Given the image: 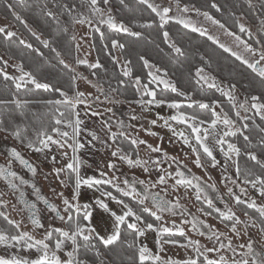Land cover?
Masks as SVG:
<instances>
[{
	"label": "snow or ice",
	"instance_id": "obj_1",
	"mask_svg": "<svg viewBox=\"0 0 264 264\" xmlns=\"http://www.w3.org/2000/svg\"><path fill=\"white\" fill-rule=\"evenodd\" d=\"M120 3L127 6L126 0H120ZM7 12L11 14L12 18L19 24L23 25L25 29H28L32 36L39 40L44 48H49L50 42L47 39L41 40L40 35L32 31L25 18L17 11V8H23L25 6V0H12L11 3L8 0H4ZM136 4L144 6L148 9L154 17L159 21V28L162 30L163 43L171 50L172 53L177 55H183V50L170 38V34L165 29V26L170 22L180 25L182 28L187 29L193 33L199 34L201 37H206L208 41L222 49L223 52L233 56L235 60L239 61L241 65L251 70L253 74L259 79L261 85H264V42L256 40V43L261 45L259 49L253 47L250 43L243 40L239 35L229 31L223 23L215 19L207 11L201 12L199 9H190L187 5L180 6V0H176V15H170L172 7H162L159 4L153 2V0H136ZM247 6L249 9L254 7L252 0H247ZM260 6L264 8V0H260ZM27 7H32L28 4ZM110 0H79L78 3L68 4L63 3L61 0H52V8H48L47 4L40 8V12L49 21L59 25L60 16L67 15L70 18L73 26H89L90 30L94 33H99L101 40L105 39V33L102 31L103 27H107L112 33L123 34L129 37H134L137 40L141 38L142 33L140 31H133L130 27L125 26V23L118 22L109 10ZM211 8L216 12H220L221 8L215 3H211ZM52 9H58L53 11ZM195 11L196 15L202 16L205 21L210 22L211 25L219 27L224 30L225 35L233 37L237 48L242 49V52L234 51L232 48L221 43L217 37L209 34L208 30L203 27L196 26L190 19L186 18V14ZM156 19L151 21H145L139 23L138 27L142 29L152 28L156 23ZM236 23L239 32L245 33L249 39H254L252 32L244 23L239 20L234 21ZM261 29L260 34L264 36V19L260 21ZM65 32L68 28L64 29ZM0 37L3 38L5 44L10 42H17L24 49L35 51L36 55L40 56L43 53L39 49H34L33 45L27 42L25 39L20 38L18 33L13 30H9L6 26H0ZM76 39L75 36L72 37ZM126 45L116 37L110 38V48L105 45V51L111 57V62L121 68V74L123 77L128 78L132 76L130 59H124L121 63V59L113 55L114 52H119L121 56L125 52ZM80 50V45H76V51ZM51 51L56 54L57 58L61 56V53L52 47ZM247 54V55H245ZM139 60L143 63V67L148 69L149 81L147 84L142 83L140 77H135L134 87L136 93L141 97L139 100L130 101V103H136L141 107L143 111H149L151 106L161 107L167 106L169 109L175 110V114L168 118L157 117L158 120H163L162 127L168 128L172 135L182 139L185 146L191 148L192 153L195 155L194 163L196 167L203 166L201 161V153L210 163L212 168L217 166V158L214 155L213 147L208 143L211 138L212 143L218 147L220 153L224 157L225 162H231L234 171L235 178L231 176L224 177V180L239 189V195L235 194L233 187L227 188V194L235 202L236 205H243L245 209L252 210V212L258 214L257 217H253L249 211H244V216L247 217V221H242L235 211L225 205V210H221L214 206L213 200L209 199L207 195L203 196L202 203H205L207 208L211 211H205L204 215H212L216 213L219 221L225 223L229 232L237 239L241 236V229L238 227L242 223L244 224V235H249L247 229L250 227H258L260 235L264 236V202L258 204L254 199H242V196H246L247 188L244 186H250L254 189L262 201H264V160H262L257 153L253 151H247L244 153L247 161L252 162L254 165H258L260 174L254 173L250 168H241L239 158L242 155V150L235 143L229 142L226 138L242 136L244 142L248 148L251 149L253 145L250 143V136L246 133L249 131L248 113H251L253 117H259L261 121H264V97L258 95H251L249 99L243 102H238L234 92L235 86H231L230 90L225 91L219 87L214 79L204 74L203 68H197L195 71L196 83L206 86L208 89H215L219 91L221 96L225 97L231 106L232 111L235 112L240 127H237V122L233 121L227 113L221 109L220 113L215 111L216 107L220 105L213 101L212 104L204 102H189L187 105H182L175 100L158 99L157 90L151 86L162 85L163 91H171L178 96L184 97L186 100L191 101V96L183 92L178 91L175 85H173L168 79L167 72H162V69L150 64L149 61L143 56H139ZM58 63L69 72L74 71L64 59H58ZM75 63L77 65L88 64V61L77 58ZM91 69H99L102 65L99 61L88 64ZM8 68V60L0 58V82L3 83L5 88L12 87L15 92L12 94L11 99H0V105L11 104L20 109L33 101L25 100L21 102L17 97L22 92H32L42 90L43 92L57 93L58 99H43L36 101V103L46 105L53 113L50 119V129L41 127L35 132V141L29 142L26 146L35 153H47L52 152L53 147L57 149L61 157L67 161L62 167L53 168V173L56 178L61 182L63 186H72L71 199L62 197L63 215L56 206L49 204L47 200L40 197L41 200L48 206L50 212L55 213L56 218L59 219L66 227L65 228H48L45 229L42 238L37 239L30 231H24L21 229V222L12 220L4 212L0 211V218H3L7 222L9 228L0 229V247L5 249H14L16 253L35 251V258H25L22 255L13 254L11 256H0V264H88V261L82 255V249L86 253L91 249L97 248V244L93 241H98L99 245H102L104 249L111 250L112 246L116 245L122 238V228L126 227L129 234L133 239L129 242V248L135 249V257L133 264H264V249L257 251L251 238L246 243L238 245L240 251H237V247L233 246L232 239L223 233H219L213 225H210L203 220H197L193 217L191 220H182V224H190L191 231L198 232L200 236L207 235L209 241H213V247L200 246L199 241L187 240V243L181 244L180 241L174 237H184L185 229L177 224H173V227L156 226L153 223H146L141 215H138L132 207L123 199H117L113 195L112 191L104 190L105 187L111 188L115 192L120 193V196L128 198V200L143 206L142 211L148 216H151L155 221L161 220L159 213H172L174 210L180 209L181 205L179 199L175 203H171L168 200L160 196L159 192H152V189H156L157 186H164L167 181L172 179L174 184L173 190H176L178 186H183L185 191L189 189L195 190V199L201 201V195L203 188L199 183L198 177L188 178L185 173L177 167L175 176L172 173L159 175L155 182L146 183L144 180H134L131 183L128 180L123 181V187L120 183H117L116 177H109L108 172H112L116 169V163L111 160L108 161L105 167L108 172L104 170L99 171V178L94 176H83L81 169L84 164L78 153L82 149H85L86 144L82 142V133L90 137L88 146H91V142L98 141L105 147L109 145L101 138L95 131H88L82 128L85 121L81 118L80 107L85 109V115H91L93 117H102L103 113L93 110V103H90L91 97L85 96L83 92L75 90V81L77 77L74 75L71 77L73 93L69 95L67 92L54 88L47 82H41L38 77L32 71H26L23 62L16 63L13 68L18 75L9 74L6 69ZM123 84L124 81H119ZM101 95L105 96L107 103H120L115 99H110L109 96L104 93L102 88L97 89ZM111 91H116L112 89ZM147 97V99H143ZM198 106L200 110L211 109V119L205 121L196 115L188 114L181 111V108L186 106L187 108H193ZM106 112H111L112 109H105ZM244 113V115H241ZM35 116L36 113H33ZM44 115H48L46 112ZM132 120H137L136 115L130 117ZM171 122L176 124L186 125L191 130L190 137L185 135L183 131L177 133L172 127ZM102 130L108 141L112 142V145H116L110 155L114 160L123 162L129 167L141 168L145 173L149 172L148 164L149 159H142L139 155V147L143 145L148 151L152 153H160L161 148L159 146H152L148 144L146 140L133 138L125 128L126 126L120 122L103 120L101 119ZM116 123L117 131H112V125ZM157 120L150 121V124L155 126ZM207 123V127H202ZM255 124V121H253ZM222 126V128H221ZM128 127H131L129 125ZM256 130L259 133L264 134V126H258ZM6 127H0V132H7ZM148 135L154 136V132H147ZM16 139H22L20 131L17 130L13 133ZM118 139L128 141L130 150H125L123 147L117 145ZM194 140V145L192 144ZM226 146V147H225ZM259 147L264 150V135L261 136L259 141ZM69 152L71 156H69ZM9 163L7 166H0V179H3L8 187L13 190H18L14 181H19L23 184L17 174L11 170V164L13 162H19L24 165L33 175L36 174L37 169L24 160L20 153L15 149L10 151ZM53 163L56 162V157H52ZM152 165H157L159 162L151 160ZM227 167V165H226ZM139 183L143 186V193L137 191L136 184ZM103 186V187H102ZM213 192L216 191L214 184L208 185ZM86 188L100 193L103 199H96L95 205L104 213H109L113 220V229L111 234L107 236H101L97 233L96 229L92 226L94 219L92 211H90V205L85 203H79V197L81 189ZM162 190H164L162 188ZM166 191V190H165ZM23 197V193H20ZM111 199L118 205L122 206V213L117 214L112 211L107 203L104 201ZM146 201L151 202V207L146 206ZM29 211L28 219L31 225L35 229L44 228L43 223L37 217L35 212V204H28L21 200ZM0 206H3V201L0 200ZM203 211V209H200ZM182 215H188V213L182 211ZM87 222V223H85ZM14 229V231H13ZM202 229H206L207 233ZM147 231L156 233V245L157 252H152L147 246L139 243L140 238L145 236ZM226 241V242H225ZM82 242V243H81ZM218 244V246H216ZM163 245H179L185 249L191 248L196 258H188L183 261H175L172 259L164 260L159 255V252L163 250ZM70 246V248H69ZM61 253L63 254L62 258ZM231 255H228V254ZM211 254V257H210ZM203 258L202 261L199 258ZM97 258H99V252H97ZM132 259V258H130Z\"/></svg>",
	"mask_w": 264,
	"mask_h": 264
},
{
	"label": "rangeland",
	"instance_id": "obj_2",
	"mask_svg": "<svg viewBox=\"0 0 264 264\" xmlns=\"http://www.w3.org/2000/svg\"><path fill=\"white\" fill-rule=\"evenodd\" d=\"M111 1H110L109 10L111 11L113 17L117 19L115 15V9L113 8L112 6L113 3ZM239 1L245 4L246 7L248 8L247 0H239ZM75 2L78 3L79 0H76ZM153 2L161 5L162 7L170 6L172 7V12L170 13V15L177 14L175 0H153ZM252 2L254 7L250 9L252 11L250 20L247 19L241 13L237 14L234 18L235 21L239 20L241 23H244L246 27L249 28V30L252 32L254 39L250 40L247 34L240 33L236 23L234 24L229 21L221 22V23H223L229 31L235 33L236 35H239L243 40L250 43L253 47L259 49L261 45L257 44L256 40H260L264 42V36L260 34V29H261L260 21L264 19V8L260 6V0H252ZM184 5H187L190 9H197L193 5L187 3H180L181 7H183ZM48 8H52V7H48ZM52 10L54 11V9ZM201 12L203 11L201 10ZM186 18L190 19L192 23L195 24L196 26L206 28L209 34L217 37L221 43L232 48L234 51L242 52V49L236 47L233 37L225 35L223 29L211 25L210 22L205 21L202 16L196 15L195 11H191L187 13ZM0 26H6L9 28V30H13L17 32L16 28L13 26L12 23L3 21L1 17H0ZM66 28H68L67 33L70 35L71 39L73 36L76 37L75 40L72 39L74 43V54H73L74 62L69 64L70 67L74 69L73 72L77 77L75 81V90L83 92L85 96H90L91 97L90 103H93V110L103 113L102 117H93L91 115H85V109L83 108V106H81L79 109L80 115L81 118L85 121L84 125H82V128L88 131H95L109 145L108 147H105L98 141H93L91 142V146H88L91 138L88 137L86 134L82 133L81 140L86 144V147L85 149H82L80 153H78V155L84 162L81 169V174L83 176H94L96 178H99L100 170H104L105 172H108V169L105 167V165L108 161L111 160L112 162L116 163L117 167L114 171L108 172V175L109 177L114 176L118 178L116 182L120 183L121 187H123L124 180H128L130 183L134 180L136 181L144 180L146 183H151V182H155L158 176L165 174V172L172 173L173 176H175V171L177 167H179L180 170L183 171L185 173V176H187L188 178H192V177L199 178V183L204 190L201 195V201H197L195 199L194 189H189L188 191H185V188L183 186H178L176 190H173L172 185L174 184V180L170 179L167 181L166 185L157 186L156 189H152V192H159L161 197H163L164 199L168 200L171 203H175L177 199H179L181 208L174 210L175 214L168 212L159 213L162 217L159 222L155 221V219L150 216L152 219L149 222L151 223L154 222L155 223L154 225L156 226H167L171 228L175 223L183 227L185 229V236L174 237L175 239L180 241L181 244H185L187 243L188 239H191L193 241H199L202 249L204 247H213L214 243L213 241H209L207 239V235L202 237L199 235L198 232L190 230L191 229L190 224L181 223L182 220L185 219L191 220L193 217H195L197 220H203L204 222L213 225L214 228L219 233H223L224 235L232 239L233 246L237 247V251H240L238 245L241 243H246L249 240V238H251V240L253 241L257 251L264 249V236L260 235V231L258 227L248 228L247 231L249 235H244L243 234L244 224L242 223L241 225L238 226L241 229V236L239 239H237L229 232L228 227H226L225 223H221L219 221L216 213H212V215H207V216L204 215L205 211H211L210 209L207 208L205 203H202L204 195H207L209 199H212L214 206L221 210H225V205L232 208L235 211L236 215L239 216L242 221H247V217H245L243 214L244 211H249L250 213H253L256 216L258 215L252 212V210L245 209L243 205H236L235 202L231 199V197L227 194L228 187H233L235 194L237 195L240 194L238 188H235V186L224 180V177L226 176H231L232 178H235L234 167L230 161L225 162L224 157L220 153L218 147L212 143L211 138L209 139L208 143L210 144L211 147H213L214 155L216 156L218 161L217 166L215 168H212L210 166V163L201 153V161L203 166L198 168L194 163L195 155L192 153L191 148L185 146L182 142V139L173 136L172 132H170L168 128L162 127L163 120L157 119L158 116L168 118L171 115L175 114V110L169 109L167 106H161V107L151 106L149 111H143L141 107L136 103L123 101L118 96H116L115 91L113 92L111 91V89H105V88L103 90L104 93H106L110 99H115L117 101H120V103L104 102L105 96L101 95V93L97 90L98 88H103V87L102 85H100L99 83L100 81H98V79L96 80V77L92 74V71H94V69H91L88 66V64L95 63L98 61L95 54L94 42L100 41L99 40L101 39L100 34L92 32L89 26L87 25L85 26L71 25ZM32 31L34 30L32 29ZM102 31L105 34H109L110 32V30H108L106 26L102 28ZM18 35L20 36L19 33ZM20 38L22 37L20 36ZM77 44L80 45V50L78 52L76 51ZM112 54L120 58L121 63H123L124 57L121 56V54L118 51ZM229 56L234 58L231 55ZM0 58L8 60V68L6 69V71L9 74L18 75V73H16L13 68V65L16 64L17 62L10 60L8 57H5L1 52H0ZM77 58L88 61V64L77 65L75 63ZM116 68L119 72L120 77L124 78L126 81H130L134 83L135 78L131 79L130 77L128 78L123 77L121 74V68L118 66H116ZM146 70L148 73V69ZM204 74L214 79L217 85L223 88L225 91L230 90L231 88L230 86H227L225 83L216 80L208 72L204 71ZM166 79H168L172 83L171 79L167 77ZM258 83L261 85L259 81ZM152 87H155L156 89L163 88L162 85H155V84H153ZM204 87L207 88L206 86ZM234 95L238 102H243L246 99H248L245 96L241 95V93L237 89H235ZM108 108H111L112 111L106 112L105 109ZM215 111L217 113L221 112L219 107H216ZM132 115H136L138 119L135 121L132 120L130 118ZM241 115H244V113H241ZM248 115L249 117H252L251 113H248ZM101 119L115 121L117 123L122 122L126 126L125 130L128 133H130L133 138L144 139L147 141L148 144H151L152 146H159L161 148L160 153H152L148 151L143 145H141L139 149H137L142 159L150 158L148 164V168H149L148 173H145L141 168L129 167L123 162L114 160L111 157L110 153L112 150H114V147L116 145H112V142L108 141L107 138L105 137L100 122ZM231 119L237 122V127H240L237 118L236 119L231 118ZM152 120H157L155 126L150 124V121ZM170 123L172 124V127L176 130L177 133L183 131L185 135L190 137L191 130L188 129L186 125L176 124L175 122H171V121ZM129 125H131V127H128ZM202 127H207V124L203 125ZM112 131H117L116 123H113ZM147 132H154L155 135L154 136L148 135ZM229 138L232 137H228L226 139L229 141ZM118 143H120V139H118L117 144ZM192 144L194 145V140H192ZM3 146H8L11 149H15L17 152L21 153L23 157L28 159L30 163L39 170L37 181L39 182V185L42 188L45 197L49 199V201H51L58 208L61 215H63L64 213H63L61 194H63V198L71 199L72 186L71 184H69L68 186H63L53 173V168L62 167L63 164L67 163V161L61 157L59 151L55 149V147H53L52 152L47 153V155H45L44 153H35L31 149L19 144V142L15 141L9 134L5 132H0V163L3 164L4 166L8 165L9 160L1 152ZM53 156L56 157L55 163H53L52 161ZM69 156H71L70 152H69ZM151 160H156L159 163L154 166L152 165ZM11 168H14L13 164H11ZM137 184L143 188L142 185H140L139 183ZM210 184L215 185L216 187L215 192H213L212 189L208 187V185ZM244 187L247 188L248 194L246 196H242L241 197L242 199L245 200L254 199L258 204L264 202L261 200L258 193L254 189H252L250 186H244ZM162 188L164 190H162ZM96 199H103L100 196L99 192L82 188L78 202L81 204L87 203L90 205L89 210L92 211L94 216V219L92 221V226L101 236H107L112 232L113 220L109 213H104L95 205ZM0 200L3 201V206H0V211L8 215L10 219L21 222V229L24 231H30L37 239L42 238L45 229L66 227L61 221L49 220V222L44 225V228L41 229L32 228L26 222L23 215L21 214L13 198V195L4 187V185L1 182H0ZM104 202L109 205L112 211L116 212L117 214L122 213L121 205L116 204L111 199H107ZM146 206L151 207V202L146 201ZM200 209H203V211H200ZM182 211L188 213V215L186 216L182 215ZM144 218L146 217L144 216ZM202 230L207 233L206 229H202ZM122 236L127 237V239L129 238L133 239L132 235L129 234L128 231L127 233H123ZM139 243L143 244L144 246H147L152 252L154 253L157 252L156 233L147 231L145 236L140 238ZM216 246H218V244ZM162 247L163 250L159 252V255L164 260L172 259L175 261H183L190 257L196 258L191 248L185 249L183 247H180L179 245H163ZM118 251H119L118 247H116V249L111 248V250L107 249V251H104V254L101 256L102 260L98 264H114L118 261L117 259L118 256H122L121 258H123V260H128V261L134 258L133 257L134 252L130 249L128 250L123 249L121 254H119ZM13 254L22 255L25 258H35L36 256L34 250L31 251L30 253L28 252L16 253L14 249H5L3 247H0V256L7 257ZM228 255L231 254L229 253ZM61 256L62 258L66 259V257H63L62 253ZM109 256L110 259H108ZM111 256H115V257L112 258ZM199 259L202 261L203 258L201 257Z\"/></svg>",
	"mask_w": 264,
	"mask_h": 264
},
{
	"label": "trees",
	"instance_id": "obj_3",
	"mask_svg": "<svg viewBox=\"0 0 264 264\" xmlns=\"http://www.w3.org/2000/svg\"><path fill=\"white\" fill-rule=\"evenodd\" d=\"M75 1L76 0H61V2L68 4H74ZM8 2L11 3L12 0H8ZM111 2L115 9L116 20L125 23V26L130 27L133 31H140L142 36L137 40L134 37L116 34L110 31L109 34H105L104 40L99 39V42H94L96 58L102 65V68L94 69L92 74L96 77V80L98 79V81H100L99 83L102 85L103 90L104 88L111 90L115 89L116 96L123 101L130 102L141 99L136 93V89L133 86L134 83L120 77L116 65H113L111 62L110 55L105 53V45L107 44L110 48V38L116 37L126 45L125 52L123 53L124 59H130L132 61L131 79L140 77L142 83H148L149 77L147 70L139 60V56L143 55L150 64L161 68L162 72H167L166 77L171 79L178 91L191 96V101H188L184 97L178 96L171 91H163L162 88L156 89L151 86L153 89L157 90L158 99L175 100L182 105H187L189 102L196 101L212 104V102L215 101L220 105V110L223 109L230 118L236 119L235 112L232 111L225 97L221 96L215 89H208L196 83L195 71L197 68H203L205 72H208L213 78L225 83L227 86L231 87L234 85L235 89L248 99L251 95L264 97V85L258 83L259 79L255 74L223 52L216 45L212 44L207 38L201 37L196 33L182 28L180 25L170 22L165 26L164 30H167L171 40L182 48L183 55H177L172 53L167 45L163 43L159 21L148 9L136 4L134 0H126L127 6L122 5L120 0H112ZM213 2L221 8L220 12H216L215 9L211 8V3ZM180 3H187L193 5L200 11H207L220 22L229 21L234 23V17L239 13L243 14L249 20L252 15V11L239 0H180ZM28 4H31L32 7H27ZM45 4H47L48 7H52V0H25V6L23 8L18 7L17 11L25 18L30 28L40 35L41 40H49V48H44L41 42L36 40L28 29H25L23 25L15 21L11 14L7 12L4 0H0L1 19L8 23H12L20 36L31 43L34 49H39L43 55L38 56L35 51L24 49L19 45L18 41L5 44L2 37H0V52L14 62H23L25 70L32 71L41 82H47L54 88H59L68 94H72L73 87L71 77L75 74L73 71L69 72L64 69L58 63V59H64L69 64L74 62V43L70 35L64 31L66 27L72 24L70 18L66 14L60 16L59 25L49 21L40 12V8L44 7ZM54 11L58 12V9H54ZM154 19H156V23L153 24L152 28L142 29L138 27L139 23ZM52 47H55L61 53L59 58L51 51ZM119 81H124V83L120 84ZM14 92V88H5L3 83L0 82V99H11ZM17 98L21 102L25 100L33 102L20 109L11 104L0 105V127H6L8 131L5 133L9 134L22 146L27 147L26 145L29 142L35 141V132L38 129L41 127L50 129V119L53 115L52 111L46 105L36 103V101L43 99H58L59 96L57 93L39 90L22 92ZM146 98L147 97H144L143 99ZM181 111L196 115L205 121L211 119V109L207 111L200 110L195 104L191 109L184 106L181 108ZM46 112L48 115H44ZM33 113H36V115L34 116ZM253 121H255V124H253ZM247 123L249 125V131L246 134L250 136V143L253 147L249 149L242 136L229 138V142L235 143L242 150V155L239 158L241 168H250L254 173L260 174L261 170L258 165H254L252 162L247 161L244 153L249 150L253 151L264 160V150L259 147V141L264 134L256 130L258 126H264V121H261L259 117L252 116ZM17 130L20 131L22 139H16L13 135ZM117 145L123 147L125 150H130V145L126 140L120 139V143ZM104 189L112 191L117 199L125 200L138 215L142 216L146 223H151L149 221L152 218L146 213H143L142 206L128 200L126 197L120 196L118 192H115L111 188L105 187ZM250 214L253 215L254 218L257 217L253 213ZM144 216L146 218H144ZM152 223L155 224L154 222ZM2 228H9V226L3 218H0V229ZM123 233H127L125 227L122 228V234ZM131 240L130 238L127 239V237L122 236L121 240L116 245L112 246V249L118 247L119 254L122 253L123 249H130L134 252L133 257H135V249L129 248V242H131ZM93 243L97 244V248L91 249L86 253L82 249V255L87 259L88 264L100 263L102 260L101 256L104 254V251H107L102 245H99L98 241L94 240ZM97 252H99V258H97ZM111 257L113 258L115 256ZM121 257L122 256H118V261L114 264H133L134 258L128 261L123 260ZM108 259H110V256Z\"/></svg>",
	"mask_w": 264,
	"mask_h": 264
},
{
	"label": "flooded vegetation",
	"instance_id": "obj_4",
	"mask_svg": "<svg viewBox=\"0 0 264 264\" xmlns=\"http://www.w3.org/2000/svg\"><path fill=\"white\" fill-rule=\"evenodd\" d=\"M11 150L12 149L8 146H3L1 149V152L3 153V155L8 160L11 159V157L9 155ZM20 155H21V153H20ZM21 157L24 160L28 161V163H30V161L28 159H26L25 157H23L22 155H21ZM12 164H13L14 168H11V170L14 171L17 174V176H19L21 178V180L24 181V183L20 184L19 181H14L18 190H13V189H10L8 187L7 183L3 179H0V182L13 195V198H14L21 214L23 215L24 219L26 220V222L32 228H34L31 225L30 220L28 219L29 211L26 208L25 204L21 203V200L27 202L28 204H35L36 215L41 220L43 225L48 223L49 220L50 221L51 220L60 221L59 219L56 218L55 213L50 212V210L48 209V206L43 202V200L40 199V197H43L44 200H47L49 204L54 205L51 201H49V199H47L45 197L43 190L40 187L39 182L37 181V178L39 175V170L35 167L37 169V172L35 175H33L24 165H21L18 161L13 162ZM0 166H4V165L0 163ZM135 186H136L137 191L143 193L142 187H140L138 184H136ZM21 192L23 193V197H21V195H20Z\"/></svg>",
	"mask_w": 264,
	"mask_h": 264
}]
</instances>
